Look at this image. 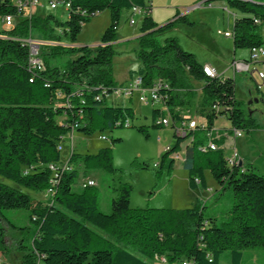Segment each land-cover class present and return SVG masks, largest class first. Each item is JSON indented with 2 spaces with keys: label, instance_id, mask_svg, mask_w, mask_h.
I'll list each match as a JSON object with an SVG mask.
<instances>
[{
  "label": "trees",
  "instance_id": "16d2710c",
  "mask_svg": "<svg viewBox=\"0 0 264 264\" xmlns=\"http://www.w3.org/2000/svg\"><path fill=\"white\" fill-rule=\"evenodd\" d=\"M14 1L0 0V16H15L14 27L0 31V215L3 209L28 212L35 225L31 250L39 262L153 264L159 261L156 257H163L165 264H219L220 255L228 251L229 262L240 264L246 248L264 249V175L252 167L242 168L237 162L229 164L223 152L224 135L213 139L216 149L201 150L206 143L205 133L213 130L217 117L224 116L231 128L247 132L255 128L256 122L245 115L235 98L232 78L206 76L203 65L194 54L183 50L176 38L168 37L161 42L157 39L178 20L185 22V16L154 30L158 24L148 15V0H69L67 18L59 22L50 14L25 18L16 13ZM223 1L226 7L239 13L233 19V47L248 52L254 47H264L260 34L264 0ZM132 7L144 10L136 37V54L141 61L137 75L145 87L156 81L161 84L159 93L169 108L172 128L185 120L182 109L191 98V80L202 82L198 113L204 118L205 127L196 121L197 127L186 136L174 134L175 142L163 149L156 164L157 172L162 168L171 171L176 162L173 154L183 149L180 162L187 171L191 190L206 189L205 170L221 189L227 185L231 190L233 201L222 219L206 217L205 205L198 202L183 209L130 207V188L126 185L111 201L110 212H101L93 185L80 190L72 186L79 168L113 170L110 147L100 148L95 154H81L73 142L66 157L71 168L50 169L62 162V148L58 147L74 131L90 135L96 128L103 131L123 127L126 121L129 125L125 127L130 126L134 117L131 107L117 101L106 104L104 88L116 85L102 67L108 65L114 53L120 12ZM105 9H109L111 21L95 46H59L56 38L49 36L53 24L75 42L84 23ZM32 27L39 32L40 41L47 40L43 34L46 33L52 43L39 45L40 57L73 53L75 58L58 67L41 57L44 69L29 71L28 46L19 39L28 38ZM130 77L134 74L130 73ZM255 96L262 100L264 97L256 88ZM151 116L162 119L165 112L152 107ZM136 129L148 136L145 127ZM3 180L37 193L52 187L53 193L44 203ZM0 242H3L1 234Z\"/></svg>",
  "mask_w": 264,
  "mask_h": 264
},
{
  "label": "rangeland",
  "instance_id": "374dc122",
  "mask_svg": "<svg viewBox=\"0 0 264 264\" xmlns=\"http://www.w3.org/2000/svg\"><path fill=\"white\" fill-rule=\"evenodd\" d=\"M150 4L149 16L158 25H164L175 18L185 16L186 21L178 20L174 27L165 31L158 41L168 37L176 38L178 45L185 51L194 54L196 60L201 63H209L223 77L234 80L235 98L241 103L245 115L250 116L256 122L255 128L247 132L242 129V137L237 138L235 147L238 160H242V168H253L255 172L264 175V97L263 100L251 101L255 98V83L261 84V93L264 96V82L258 77L257 71H264V63L250 64L247 71H233L231 62L247 57V50L234 48L232 37L218 34L217 31L232 32L233 19L239 13L226 7L223 0H148ZM38 15H53L57 21L63 22L67 18V10L63 4H58L51 9L48 0H38ZM36 15V14H35ZM131 17L134 23L130 24ZM143 15L132 14L129 10H122L117 24L116 41L113 43V55L108 65L102 67L115 85L126 83L130 80V73L137 76L141 66L136 51L138 44L136 37L139 35V27ZM109 9H105L91 16L82 26L77 39L72 42L68 35L62 33L61 27L50 26L53 29L49 36L56 38L59 46H95L106 27L110 24ZM36 28L29 32L31 40L40 44L49 43L48 34L46 41H40ZM260 34L264 40V25L260 28ZM42 36V35H41ZM58 46V47H59ZM42 47L39 48V53ZM45 52L48 51L46 48ZM73 53H61L55 55H41L51 66H63L66 62L75 58ZM252 72L253 79L250 77ZM95 74L97 72H94ZM189 101L184 105L182 112L190 115L195 121H205L198 113L202 93V82L191 80ZM258 98V97H257ZM119 104L131 107L134 112L130 119L129 127H117L112 130L100 131L96 128L92 134L86 135L79 131L72 133L76 151L81 154H95L100 148L110 147L112 154L111 172L100 169L79 168L78 176L73 184L74 190H80V183L91 180L97 196V208L101 212L108 213L111 209V201L117 196L122 185L129 186L128 204L130 207L173 208L183 209L193 206L196 202L205 205L203 212L206 217L224 218L226 210L232 204V193L227 185L221 189L220 184L205 170L206 189L191 190L188 187L187 171L182 168L181 160L175 162L171 171L162 168L160 172L157 162L168 144H174V130L168 126H156L160 118L152 119V106L145 105L138 100L134 92L132 96H121ZM106 104H112L107 99ZM146 128L148 136L139 132L136 128ZM230 123L224 116H219L213 123V135L229 134ZM104 135L106 139H101ZM225 136L223 144L224 156L228 157L232 151L230 137ZM203 138V135H202ZM119 139L118 142L112 140ZM205 141V139H204ZM183 147V145H182ZM180 152V151H179ZM67 138L62 142L60 152L64 161L69 155ZM181 154V152H180ZM76 167L75 164H73ZM77 168V167H76ZM13 187L21 189L31 198H39L44 203L48 202L49 195L46 191L37 193L18 186L10 181L3 180ZM35 229L34 223L29 220L28 212L24 209H3L0 215V234L3 242H0V264H42L35 252L31 250V239ZM153 264H165L154 261ZM219 264H231L229 252L224 251L219 257ZM240 264H264V249L260 247H248L243 250Z\"/></svg>",
  "mask_w": 264,
  "mask_h": 264
},
{
  "label": "built area",
  "instance_id": "2783aa9c",
  "mask_svg": "<svg viewBox=\"0 0 264 264\" xmlns=\"http://www.w3.org/2000/svg\"><path fill=\"white\" fill-rule=\"evenodd\" d=\"M49 7L51 9H54L57 7L58 4H63L67 10L70 8V3L69 0H48ZM16 13L22 14L23 17L25 18H31L37 9L38 6V0H15L14 1ZM131 15L132 14H144V10L139 7H132L130 10ZM83 14V13H82ZM0 22L2 23L3 28L9 29L13 28L15 25V16L14 14H5L3 16H0ZM130 24L134 23V19L131 17L130 19ZM257 22V20L255 21ZM218 34H223L226 37H232V32L230 31H217ZM21 42H24L28 46L29 50V55L27 59V68L29 71H39L44 69V64L39 56V45L40 42L31 40L30 38L26 39H19ZM264 62V47H254L252 48L249 53H248V58H247V63L244 62H239V61H233L231 64V67L234 70H249L250 64L254 63H263ZM202 71L203 73L208 76V77H222L220 73L217 72L215 68H213L210 65L204 64L202 66ZM255 71V69L252 70V72ZM258 77L264 82V71H257ZM255 83V88L257 90L261 89V84ZM161 84L159 82H154L150 86H143L141 78L137 75L131 78L128 82H126L123 85H116L114 87L109 86L104 88L103 93H105V98L106 100L109 99L110 102H116L117 99H119L121 96L124 98L127 96H132L133 93L135 92L137 94L138 100L142 102L145 105H151L154 108H157L159 112H165V117L160 119L159 123L161 126H168L170 123V111L169 108L166 107L163 104L162 101V96L159 93ZM101 88V87H100ZM159 106V107H158ZM129 122H125V126H128ZM197 122L194 119H189V117H185V120L176 124L175 127L173 128L174 134L177 137H184L187 135L189 130H193L197 127ZM201 127H205L204 123L200 124ZM229 133L232 135L233 138H240L242 137L243 133L240 129L236 128H231L229 130ZM217 136L213 135V130L212 131H206L205 133V138H206V143L205 145L201 146V150L205 149H211L214 150L217 148V145L213 141L214 138ZM67 141L69 144V150L71 152V149L73 147V138L72 134L68 135ZM101 139H106L105 136H101ZM59 149L62 148V145H59ZM164 149H168V145L164 147ZM183 150V149H182ZM182 150L180 152L174 153L173 158L175 161L181 160L182 159ZM238 154L235 148H232L231 154L228 156V163L232 164L234 162L238 163ZM71 166H69V163L67 161V158L59 163L57 166H50V169L52 170H57V171H63V170H68L70 169ZM94 184L93 181L91 180H86L82 183H80V188H84L86 186H92ZM46 193L51 196L53 193L52 187H49L46 189ZM160 262H165V259L163 257H156ZM186 264V263H182Z\"/></svg>",
  "mask_w": 264,
  "mask_h": 264
},
{
  "label": "crops",
  "instance_id": "0c3cea01",
  "mask_svg": "<svg viewBox=\"0 0 264 264\" xmlns=\"http://www.w3.org/2000/svg\"><path fill=\"white\" fill-rule=\"evenodd\" d=\"M35 14L36 15H38V13H37V9H36V11H35ZM34 14V15H35ZM40 16H42V15H40ZM4 28H3V26H2V23L0 22V31L1 30H3ZM248 50H247V57L246 58H243V59H240V60H233V61H239V62H244V63H247V58H248ZM232 61V62H233ZM232 62H231V64H232ZM204 64H207V65H210L209 63H204ZM204 64H202V65H204ZM211 66V65H210ZM231 66V65H230ZM214 68V67H213ZM232 68V67H231ZM233 69V68H232ZM249 69H250V66H249ZM233 71H247V70H245V69H242V70H234L233 69ZM250 77L253 79V74H252V71H250ZM119 101V99H117V102ZM159 107V106H158ZM185 117H191L190 115H187V114H185ZM204 121H200V122H198V123H203ZM224 135H226V134H224ZM227 137H230L231 138V140L229 141V144L230 143H232L233 145H232V148H235L236 149V147H235V141H236V139L237 138H233L232 137V135L229 133V134H227L226 135ZM169 145V144H168ZM236 151H237V149H236ZM232 152V151H231ZM239 152L237 151V154H238ZM238 156H240V157H242V160L244 161V157H243V154H238ZM242 160H238V162L240 161L241 162V164H243L242 162ZM207 185V184H206ZM34 199H37V200H41V199H39V198H34ZM42 201V200H41Z\"/></svg>",
  "mask_w": 264,
  "mask_h": 264
},
{
  "label": "water",
  "instance_id": "95a60500",
  "mask_svg": "<svg viewBox=\"0 0 264 264\" xmlns=\"http://www.w3.org/2000/svg\"><path fill=\"white\" fill-rule=\"evenodd\" d=\"M160 26H162V25H158L154 30H156V29L159 28ZM252 100H253V101H258V100H262V99L255 97V98H252L249 102H251ZM238 165L241 166V162H240V161L238 162Z\"/></svg>",
  "mask_w": 264,
  "mask_h": 264
}]
</instances>
